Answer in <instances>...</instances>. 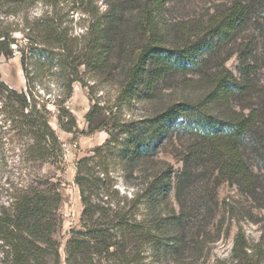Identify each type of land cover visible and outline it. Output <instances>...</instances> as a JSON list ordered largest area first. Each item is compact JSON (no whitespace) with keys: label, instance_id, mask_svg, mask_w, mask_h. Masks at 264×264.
<instances>
[{"label":"trees","instance_id":"obj_1","mask_svg":"<svg viewBox=\"0 0 264 264\" xmlns=\"http://www.w3.org/2000/svg\"><path fill=\"white\" fill-rule=\"evenodd\" d=\"M169 1H143L142 10L151 21L150 32L157 37L142 44L136 54L121 57L123 62L119 49L126 46L127 19L120 4L103 13L85 9L91 17L80 37L72 36L49 10L33 22L27 19L28 32L24 34L33 55L38 53L50 67L57 66L65 73V99L71 96L76 81L83 83L79 78L81 67L95 81L103 77L111 80L120 68L127 96L150 98L166 77L204 68L218 43L235 38L248 26L253 11L251 3L235 1L213 17L208 35L167 47L152 20L155 14H162ZM32 2L35 0H0V57L10 58L19 51L25 61L26 48L18 36L23 35V28L15 25L23 26V8ZM220 77L216 95L241 88L227 71ZM0 94L10 107L13 129L30 140L27 146L31 156L42 162L60 163L63 142L49 124L47 110L3 81ZM59 110L61 116L70 114L66 121L58 118L61 129L75 133V118L65 106ZM253 120L252 114L235 112L220 117L200 103L177 101L129 126L116 127L122 138L124 162L156 157L165 143L175 142L180 146L181 168L175 171L170 164L158 165L132 198L126 196L117 202L102 199V205L94 203L93 191L89 192L99 182L92 181L94 185H90L84 164L87 161L80 160L75 181L81 190V225L69 232L64 259L56 236L64 222L60 183L41 175L37 181L21 185L8 204L0 207V240L4 246L0 264H162L199 255L210 233L221 227L215 221L219 205L217 201L212 204L214 194L207 185L228 181L247 194H253L257 186L256 174L246 157ZM259 137L255 140L259 146L256 153L264 162V138ZM173 187L179 210L167 215L163 210ZM113 192L120 197L118 190ZM227 212L231 213L229 209ZM247 248L245 233L240 229L234 240L233 263L244 259Z\"/></svg>","mask_w":264,"mask_h":264},{"label":"rangeland","instance_id":"obj_2","mask_svg":"<svg viewBox=\"0 0 264 264\" xmlns=\"http://www.w3.org/2000/svg\"><path fill=\"white\" fill-rule=\"evenodd\" d=\"M143 1L35 0L23 8V26L15 27L23 28V35L18 33V36L26 48V58L23 62V55L19 51L10 58L1 56L0 81L24 93L39 108L47 110L49 124L63 142L64 157L60 163L34 159L27 146L29 138L17 135L13 129L9 119L10 107L0 94V207L8 204L21 185L37 181L41 175L52 182L58 181L63 195L61 213L64 222L56 236L61 243L60 252L64 259L69 232L81 225V190L75 181L80 160L87 161L84 164H87L86 174L90 185H94L92 181L99 182V186L89 192L93 191L94 203L102 205V199L117 202L126 196L132 198L158 165L170 164L175 171L181 168L180 146L175 142L165 143L156 157L142 162H124L121 158L122 138L117 135L120 125L129 126L131 122L149 117L177 101L200 103L220 117L235 112L252 114L251 147L246 151V157L256 174L254 193L247 194L228 181L208 184L207 188L214 194L212 204L217 201L219 205L215 221L220 222L221 227L210 233L205 249L199 255L185 257L179 263L164 261L162 264H264V162L258 158L256 152L259 146L255 141L256 137L258 140L259 136L264 138V0H242L253 5L248 26L235 38L218 43L200 71L166 77L157 93L150 98L127 96L122 89L120 68L111 80L103 77L95 81L81 67L79 78L83 83L76 81L72 85L71 96L65 99L68 96L64 85L65 73L57 66L50 67L44 57L40 58L38 53L33 55L29 49V40L24 34L28 32L27 19L33 22L49 10L72 36L80 37L91 17L84 12L85 9L94 8V12L103 13L111 6L120 4L127 19L126 46L119 49L123 62L121 57L136 54L142 44L157 37L150 32L151 21L142 10ZM235 1L238 0H170L162 14H155L152 21L158 26L163 45H184L208 35L213 17ZM226 71L228 75H233V81L241 88L232 89L222 96L216 95L215 86ZM62 106L76 120L75 133L66 132L59 126L58 118L66 121L70 115L59 114ZM114 190H118L120 197ZM105 193H111V196L107 197ZM228 209L231 213L227 212ZM178 210L173 187L163 211L173 215ZM240 229L247 240V254L243 260L233 263L234 240ZM1 243L0 240V250H4Z\"/></svg>","mask_w":264,"mask_h":264}]
</instances>
